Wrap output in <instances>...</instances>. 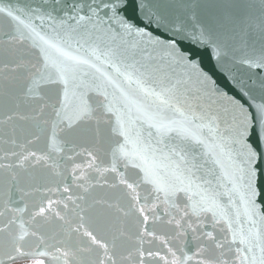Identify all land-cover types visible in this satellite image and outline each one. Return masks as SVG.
<instances>
[{"label": "snow or ice", "instance_id": "6c2138e0", "mask_svg": "<svg viewBox=\"0 0 264 264\" xmlns=\"http://www.w3.org/2000/svg\"><path fill=\"white\" fill-rule=\"evenodd\" d=\"M0 264H264V0H0Z\"/></svg>", "mask_w": 264, "mask_h": 264}, {"label": "water", "instance_id": "95a60500", "mask_svg": "<svg viewBox=\"0 0 264 264\" xmlns=\"http://www.w3.org/2000/svg\"><path fill=\"white\" fill-rule=\"evenodd\" d=\"M19 2L20 3H27V2H29V0H19ZM200 51H201V54L204 55V57H205V63H204L205 68L206 69L210 68L212 62L208 59L207 54H205L203 52V50H200ZM215 75H216V78H217L218 82L221 84V86H224L225 85V81L223 80V78L220 77L218 73H215Z\"/></svg>", "mask_w": 264, "mask_h": 264}]
</instances>
